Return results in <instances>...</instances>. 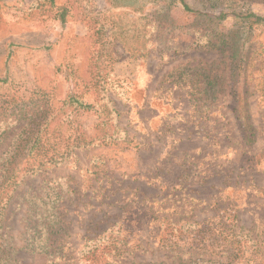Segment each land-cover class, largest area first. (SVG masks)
Listing matches in <instances>:
<instances>
[{
    "label": "rangeland",
    "instance_id": "374dc122",
    "mask_svg": "<svg viewBox=\"0 0 264 264\" xmlns=\"http://www.w3.org/2000/svg\"><path fill=\"white\" fill-rule=\"evenodd\" d=\"M184 3L0 0V112L41 98L51 117L71 89L93 105L47 126L24 165L95 135L106 97L127 135L23 177L3 212L13 264H264V27L234 20L264 0ZM21 126L0 133V157Z\"/></svg>",
    "mask_w": 264,
    "mask_h": 264
},
{
    "label": "trees",
    "instance_id": "16d2710c",
    "mask_svg": "<svg viewBox=\"0 0 264 264\" xmlns=\"http://www.w3.org/2000/svg\"><path fill=\"white\" fill-rule=\"evenodd\" d=\"M47 1L51 4L54 3V0ZM179 1L186 7L184 0ZM64 15L65 11L63 7L60 9L58 14L61 21H64ZM225 16L226 13L221 11L218 15L214 16V20H221ZM234 20L236 24L242 26L246 31H252L253 29L264 27V16L254 13L249 9H243L241 12H235ZM229 37L230 40L228 42L234 40L235 38L237 39L236 31H231ZM217 40L219 43L221 39L217 38ZM232 54L234 55V53ZM243 58V55H241L238 59V64H235L234 67L238 68L241 66ZM233 71L235 72V69ZM237 75L240 77L241 72L239 71ZM236 92L238 94L236 107H234L236 120L238 121L244 143L250 145L256 140V131L251 123L248 110L245 108L246 96H243L244 93L240 94L239 89H237ZM106 102L107 103L103 105L102 117L100 122L97 124L95 135L89 137L86 134H81V136L72 141V143H70L71 145L64 151L59 152V155L47 157L45 160L40 159L39 161L33 163L32 166L24 165L26 161H24L23 158L30 155L32 151L39 150L43 147L42 134L46 130L47 126L53 123H58L59 121L57 120L59 117L66 115L68 111L71 112L78 109L85 110L93 107V105L84 102L76 95V93H74L73 89H71L61 102L60 111L58 113L56 112L51 117H48V102L41 98H34L27 102L17 103L10 109L0 112V120L4 119L5 123L4 127H2V124L0 123V133L5 132L8 128L14 126L15 124L22 123L19 133L12 137L11 144L0 157V264H13L14 262V249L11 238L7 235L3 225V212L8 201L13 195L15 188L27 173L39 170L40 167L46 163L59 164L72 152L74 148H85L95 139L120 140L127 138L126 131L117 126L119 112L112 106V99L110 97H106ZM104 125H106V127ZM46 152L47 150L43 153ZM21 155L23 158L21 157L19 159ZM18 170L23 172L20 177L16 174L19 172ZM44 218L46 221H49L48 224L42 225L45 233H47L52 230L51 227L55 222L51 220V215H44ZM51 222H53V224H50ZM45 240H34L32 236L27 240V247L33 248V250H47L49 245H46ZM85 249L86 248L83 247L80 253L82 254Z\"/></svg>",
    "mask_w": 264,
    "mask_h": 264
}]
</instances>
